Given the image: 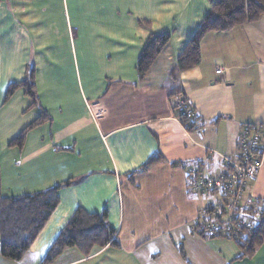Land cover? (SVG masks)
<instances>
[{
	"label": "crops",
	"instance_id": "1",
	"mask_svg": "<svg viewBox=\"0 0 264 264\" xmlns=\"http://www.w3.org/2000/svg\"><path fill=\"white\" fill-rule=\"evenodd\" d=\"M214 1L0 0V194L60 186L29 251L20 261L0 254V264H42L77 209L106 213L116 244L89 257L68 248L52 264H264V241L241 258L233 237L204 232L199 210L218 196L191 188L203 173L224 171L218 156L235 160L245 126L264 130V15L207 33L199 64L176 71ZM164 34L169 42L140 79L141 51ZM31 69L36 106L21 86L7 96ZM179 100L197 130L181 125ZM41 114L48 120L10 146ZM151 157L161 159L144 168ZM246 198L234 217L252 229V205L264 208V162ZM214 220L218 230L227 222Z\"/></svg>",
	"mask_w": 264,
	"mask_h": 264
},
{
	"label": "trees",
	"instance_id": "2",
	"mask_svg": "<svg viewBox=\"0 0 264 264\" xmlns=\"http://www.w3.org/2000/svg\"><path fill=\"white\" fill-rule=\"evenodd\" d=\"M263 15L264 0H215L178 56L176 71L181 73L199 64L201 41L207 33L226 32L236 26L256 22ZM169 40V34L148 39L137 59L136 71L140 79L145 77ZM33 73L31 69L22 83L11 85L7 96L21 86L25 95L31 99V106H36ZM175 108H182L177 117L187 131L193 132L199 128L200 121L186 107L185 100L177 101ZM190 114L191 116H188ZM47 120V116L41 114L10 142V146L21 147L27 131ZM159 159L161 158L151 157L144 168L155 164ZM70 183L67 181L62 186L67 187ZM59 188L60 186H55L45 192L10 199L3 198L0 194V254L4 259L20 261L29 251L58 205ZM114 235V230L106 221V213L100 216L90 215L82 209H77L47 252L42 264H52L68 248H76L84 257H89L107 245H115ZM233 238L239 246L240 257H251L264 241V208L258 219L254 220L251 230L243 228Z\"/></svg>",
	"mask_w": 264,
	"mask_h": 264
},
{
	"label": "built area",
	"instance_id": "3",
	"mask_svg": "<svg viewBox=\"0 0 264 264\" xmlns=\"http://www.w3.org/2000/svg\"><path fill=\"white\" fill-rule=\"evenodd\" d=\"M217 75L221 69L216 70ZM181 104V102H180ZM188 116H191L188 115ZM218 160L225 169L216 176H199L191 186L192 191L205 198L208 192L217 194L215 203L203 206L198 213V220L207 221L205 233L232 238L243 228L251 229V225L234 215L247 205L246 189L257 181L259 172L264 162V130L257 126H245L240 134L237 155L235 160L224 156H218ZM260 214L261 208L252 205ZM214 218H226L227 222L218 230ZM218 230V231H217Z\"/></svg>",
	"mask_w": 264,
	"mask_h": 264
}]
</instances>
